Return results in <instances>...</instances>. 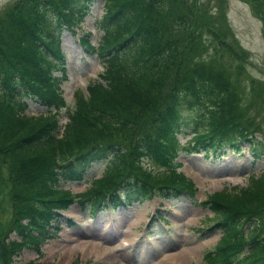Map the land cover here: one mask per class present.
Segmentation results:
<instances>
[{
  "label": "trees",
  "instance_id": "16d2710c",
  "mask_svg": "<svg viewBox=\"0 0 264 264\" xmlns=\"http://www.w3.org/2000/svg\"><path fill=\"white\" fill-rule=\"evenodd\" d=\"M94 1L15 0L0 12V167L7 173L0 170V264H13L24 249L42 254L73 199L60 188L84 181L95 164L105 169L79 199L92 214L157 195L195 198L194 182L169 163L183 128L197 134L195 150L243 155L248 149L264 158L263 130L247 118L254 102L242 106L239 85L204 67L209 42L214 58L225 54L247 66V54L212 22L224 13L203 16L205 1L200 7L198 0H106L98 22L103 34L92 49L104 70L88 95L74 93L64 128L53 111L26 115L28 98L58 114L68 106L53 74L65 65L61 37ZM147 157L171 166L152 174L141 165ZM249 182L199 203L222 233L203 264H264V169ZM7 204L11 218L3 213Z\"/></svg>",
  "mask_w": 264,
  "mask_h": 264
},
{
  "label": "rangeland",
  "instance_id": "374dc122",
  "mask_svg": "<svg viewBox=\"0 0 264 264\" xmlns=\"http://www.w3.org/2000/svg\"><path fill=\"white\" fill-rule=\"evenodd\" d=\"M14 1L0 0V12ZM199 1L200 7L206 2L203 16L224 13L212 22L217 24L220 32L228 33L229 40L243 54H247V66L243 70L228 55L214 58L213 45L209 42L210 50L203 55L204 67L207 72L222 73L233 86L239 85L242 106L254 102L247 118L254 122L253 126L263 130V135L258 137L264 139V13L260 3L257 0ZM103 6V0H95L83 20L62 36L65 65L54 73L68 105L59 115L62 124L69 121L68 114L75 107L74 93L81 90L88 95L87 86L104 70L102 61L92 50L103 34L97 27L105 13ZM79 38L89 39L91 46L82 45ZM27 100L26 114L38 116L46 112L45 106ZM190 128H183L178 135L179 146L170 156L169 163L194 182L198 188L195 198L184 194L181 198L166 200L157 195L139 205L113 210L104 208L93 215L90 208L84 209L78 200L105 169L106 163L95 164L84 181L64 184L60 188V191L68 190L73 199L68 208L60 211L62 224L55 237L44 244L42 254L38 256L35 251L24 249L14 257L13 264H203L205 252L216 249L222 233L218 228H211L216 220L213 212L198 202L214 193L235 192V187L247 186L253 174L263 172L264 158L252 156L248 149L243 155L188 152L190 140L195 137ZM141 165L152 174L167 172L171 166H164L149 157L142 158ZM0 170L7 177L3 166ZM7 206L3 213L11 218V206ZM88 249L95 251L88 252Z\"/></svg>",
  "mask_w": 264,
  "mask_h": 264
},
{
  "label": "bare ground",
  "instance_id": "6f19581e",
  "mask_svg": "<svg viewBox=\"0 0 264 264\" xmlns=\"http://www.w3.org/2000/svg\"><path fill=\"white\" fill-rule=\"evenodd\" d=\"M78 243H79V241H78ZM80 243H81V241H80ZM78 246V245H77ZM81 247V246H80ZM93 247V246H92ZM82 248H84V247H82ZM90 249H91V247H89ZM85 251H86V249H85ZM95 251V250H94ZM93 250H89L88 249V252H94ZM86 254V253H85ZM184 254V253H183Z\"/></svg>",
  "mask_w": 264,
  "mask_h": 264
}]
</instances>
